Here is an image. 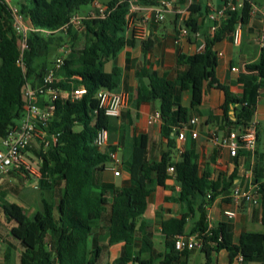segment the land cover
<instances>
[{"label":"trees","instance_id":"1","mask_svg":"<svg viewBox=\"0 0 264 264\" xmlns=\"http://www.w3.org/2000/svg\"><path fill=\"white\" fill-rule=\"evenodd\" d=\"M97 1L106 10L105 18L95 7ZM138 3L154 4L153 0H139ZM12 5L19 9L30 28L28 48L23 53L21 36L13 28ZM130 8V0H0V142L25 117L26 85L40 86L59 50L66 45L73 47L53 85L62 94L55 103L56 111L48 132L58 138L51 140L48 148L34 151L39 162L42 210L30 218L13 204L2 205L6 219L16 224L8 232L9 237L23 248L19 264H99L104 248L93 246L92 242L102 221L107 222L104 226L109 238L107 246H121V255L109 264H154L152 257L142 258L143 254L153 255L154 252L153 235L142 218L155 186L166 188L170 180H175L180 187L177 201L184 206V213L163 222L162 231L169 251L162 264H188L190 255L196 250L178 252L175 243L177 236L185 235L187 222L196 213L199 219L189 235H199L202 241L199 250L206 264H217L214 256L224 250L228 252L230 263L241 258V264H264V233H243L236 241L230 221L209 226L208 209L219 196L231 191L236 177H225L210 167L201 174L193 151L181 152L178 160L173 156L178 150L179 132L184 127L189 128L193 116L183 105L185 93L191 94V108L196 109L204 101L206 86L224 92L222 116L210 119L219 131L244 132L253 122L264 87V47L260 62L248 65L249 74L240 79L243 98H237L228 86L220 83L217 77L219 57L215 51V45L233 35L238 24L242 28L250 24L251 3L238 11L227 12L217 23L219 26L213 36L206 39L201 52L180 54L177 67L182 70L174 80L159 72L142 73L149 84L138 89L137 102L160 100L161 131L167 140V151L159 161H151L148 136H137L128 149L129 158L123 162L131 186L118 188L100 180L110 162V153L116 152L118 146L102 149L95 144L100 130L112 129V118L99 110L97 94L103 89L117 92L120 88L121 70L115 67L108 72L106 65L135 44L127 36ZM190 11L191 15L197 12L193 7ZM90 12L97 17L85 21L82 32L66 29L74 14ZM191 15L186 26L197 33L198 21ZM155 44L151 38L143 41L144 52L151 51ZM22 55L24 67L19 65ZM81 86L87 89V94L72 101L68 93ZM45 103L46 99H42L40 106L44 107ZM232 107L236 112L234 119L230 115ZM170 167L175 168L174 173L169 172ZM25 178L35 180L29 173L22 180ZM251 187H254L253 196L259 200L256 207L264 224V180H255ZM44 192L51 193V197L46 198ZM3 229H0V264L2 260H10L5 252L7 240ZM138 237L143 244L140 255L134 250Z\"/></svg>","mask_w":264,"mask_h":264},{"label":"crops","instance_id":"2","mask_svg":"<svg viewBox=\"0 0 264 264\" xmlns=\"http://www.w3.org/2000/svg\"><path fill=\"white\" fill-rule=\"evenodd\" d=\"M172 11L166 15L162 23L155 21L153 14L148 8L138 9L132 16L130 26L127 29V36L135 41L134 46L127 47L118 57L106 65V71L110 72L117 67L122 72L120 88L117 92L126 94L127 102L123 108L121 117L111 119L110 143H118L117 155L122 161L120 168L121 175L115 176V167L109 162L106 170L100 175L102 183L113 184L118 188L131 186L130 175L123 169V162L129 158L128 149L140 135L148 136V156L151 161H159L163 152L167 151V140L161 131V122L151 123L150 119L160 111V100L152 99L146 102H137L138 89L149 84L147 78H142V73L159 72L168 79L174 80L178 71L177 60L180 54L194 55L201 52L205 47L208 37H212L211 28L214 22L209 16L219 11L224 0H171ZM252 19L248 26L242 28V38L239 45L234 44L233 35H228L215 45L218 54L217 77L222 85L228 86L237 98H243L244 87L240 79L249 74L248 65L258 64L261 60L262 46L259 38L264 33V0H252ZM193 7L197 12L190 14ZM90 10V9H88ZM190 15L198 21V32L194 33L186 26ZM188 29V35H183V30ZM155 40L154 48L145 53L143 41ZM237 69L238 71H233ZM183 105L190 109L192 119L190 122L186 141L177 138L178 150L173 154L175 160L179 159L180 153L193 151L196 155V162L202 174L208 167L216 170V173H223L225 177L234 175L236 177L234 186L227 194L219 196L208 209V222L210 227H216L222 222L230 221L234 227L235 240L238 241L243 233H264V224L260 220L258 208L253 203L244 200L236 201L233 197L235 189L241 193L249 191L252 182L264 180V87L260 92L259 101L253 121L258 124V141L254 152L241 150L237 157H231L229 149L223 145H216L210 138L215 132L220 138L227 135L219 131L218 127L211 123L213 116H222V106L225 101V94L218 88L206 86L203 103L196 109L191 108V94L183 95ZM235 109L232 107L230 115L235 118ZM218 130V131H217ZM192 131L199 135L196 139L192 137ZM35 150L31 149L26 153V161L32 166L31 174L35 180L32 181V188L38 189V158ZM33 160V161H32ZM250 171L251 177L247 178L246 173ZM22 175L16 171L0 178V229L8 225L9 231L16 226L14 221H8L4 216L2 205L13 204L26 213L30 218L42 210V191L35 197H30L28 185L21 184ZM168 187L155 186L154 192L148 199V206L142 220L149 227L153 235V255L145 253L143 259H154V264H162L164 255L169 251L166 246V238L163 234V222L171 218L180 217L184 213V206L177 201L180 187L175 180L167 182ZM26 188V189H25ZM26 190V192H25ZM34 191V189H32ZM32 191V192H33ZM35 192V191H34ZM35 194V193H33ZM46 195V194H45ZM51 197V193L46 198ZM107 202V197L104 199ZM58 204V197L56 205ZM234 212L235 217L229 219L227 213ZM199 219V215L189 218L185 235H189ZM106 221H102L93 236L92 245L104 248V254L99 264H109L121 255V246L108 247L109 238ZM104 227V228H102ZM5 252L10 256L9 261L2 260L1 264H19L23 248L19 242L12 237L6 238ZM142 238L138 237L134 243L136 255H140L142 249ZM196 250L190 255L188 264H195ZM201 252V251H200ZM204 256V255H203ZM206 264L204 256L203 260ZM217 264H240L236 259L230 263L227 251H221L214 256Z\"/></svg>","mask_w":264,"mask_h":264},{"label":"built area","instance_id":"3","mask_svg":"<svg viewBox=\"0 0 264 264\" xmlns=\"http://www.w3.org/2000/svg\"><path fill=\"white\" fill-rule=\"evenodd\" d=\"M139 0H130L131 8L127 16L128 27L130 26L133 14L140 8H148L153 14L154 19L158 23H162L166 20V15L173 9V3L171 0H153L154 4L151 6H143L138 3ZM252 0H224L223 7L212 13L209 18L214 22L211 28L212 33L216 31L219 24L227 12H235L242 9L246 3H250ZM95 7L99 9L102 18L106 17L105 8L97 1ZM13 15V28L15 32L21 36L20 47L22 53L28 48L27 35L30 28L25 23L24 16L20 13L19 9L12 5ZM97 17L94 12L85 14H74L69 23L65 26L66 29L73 28L78 32H82L85 28V21L89 18ZM216 23V24H215ZM183 35H188V29L183 30ZM234 44L239 45L242 38V25L238 24L234 34ZM260 44L264 47V33L259 38ZM73 47L71 45L63 46L59 50L53 66L48 70L43 78V83L40 86L32 87L27 84L24 89L25 99V117L22 122L11 128L7 135L0 142V178L9 174L12 171L20 173L23 177H26L27 173L32 174L33 168L26 161V153L31 149H37L41 151L44 148L50 146L51 140H57L58 135L50 136L48 132L49 122L54 117L56 111V102L59 100L62 92L59 88H54L53 85L59 79L58 74L65 65V60L71 54ZM19 65H23V55L20 58ZM233 71H238L233 69ZM87 94V89L81 86L70 93H68L72 101H78ZM42 99H46L45 106H40ZM97 100L99 103V110H102L105 116L110 118L121 117L123 108L126 105L127 97L123 92H114L110 90H100L97 94ZM151 123L160 122V114L156 113L150 119ZM192 124L196 123V119L191 120ZM188 127H184L180 130L178 139L180 141H186ZM198 133L192 131V137L196 139ZM111 132L107 129L100 130L96 136L95 144L99 148H107L110 145L118 146V143H110ZM210 138L216 145H223L229 149L231 157H237L241 150L254 152L257 147L258 141V124L252 122L244 132L233 131L223 138H220L217 133L213 132ZM110 162L115 167V176H120V168L122 161L119 159L116 152L110 153ZM175 168L170 167L169 172L174 173ZM246 177H251V172L246 173ZM253 188L249 191L241 193L239 189H235L233 197L236 201L244 200L245 202L253 203L257 205L259 200L253 196ZM227 217L231 220L235 217L234 212L227 213ZM202 247V241L198 234L195 235H179L176 238L175 250L178 252L199 250ZM240 264L242 259H236Z\"/></svg>","mask_w":264,"mask_h":264},{"label":"rangeland","instance_id":"4","mask_svg":"<svg viewBox=\"0 0 264 264\" xmlns=\"http://www.w3.org/2000/svg\"><path fill=\"white\" fill-rule=\"evenodd\" d=\"M104 1H107V0H104ZM20 183H21V184L28 185L27 190H28V189H31V190H30V197H35V195L39 194V191H41V189H40L39 187H38V189H36V188H32V187H31V186L33 185V183H32L31 180H29V178H25V179L22 180ZM25 189H26V188H25ZM32 189H34L35 192H34ZM32 191H33V192H32ZM25 192H26V190H25ZM33 193H35V194H33ZM44 193L46 194V196H47V195L49 196V192H44ZM8 232H9V227H8V225H4L3 233H4V236H5L6 238L9 237ZM203 260H204V256H203V254H202L200 251H198L197 254H196V257H195V259H194L195 264H204L205 262H204Z\"/></svg>","mask_w":264,"mask_h":264}]
</instances>
